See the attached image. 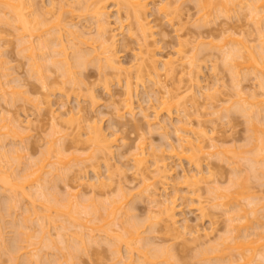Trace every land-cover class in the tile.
Here are the masks:
<instances>
[{
  "label": "bare ground",
  "instance_id": "bare-ground-1",
  "mask_svg": "<svg viewBox=\"0 0 264 264\" xmlns=\"http://www.w3.org/2000/svg\"><path fill=\"white\" fill-rule=\"evenodd\" d=\"M110 1L115 4V6L117 8V15L122 12L120 10H124V12L126 14L125 20H127V19L128 20L131 19V21L133 20V22H132L133 27H131L132 24H127L125 26H122L123 21L121 22V19L117 18L116 22L117 21L118 22L116 24L120 23V28H119L120 31L119 32L122 33L123 29L126 27L125 30L127 31V34H130V32H131V35L133 36V30L132 29L134 28L135 29L134 31H137L140 35V38L138 40L139 43L140 42L142 43L139 45L138 53L134 54V56H135L134 62L135 63L131 67H129L128 69L125 70V72L128 74L127 76H125V80H124V88H125V93H126L127 97L123 100L122 106L119 107L121 109H119L117 106H113L114 107L112 109L114 112L113 115L115 117L117 116L118 118L123 119V113H125L124 115L128 114L127 116L131 117V121L133 123V128L135 130H138L140 128L139 127L140 124L138 125V123L141 122L142 120L144 121V123L147 125V127L149 129L152 128V126L157 125L159 129H163V131H164V129L166 130L167 127L166 128L164 127L165 120H162V122H161V123H164L163 125L160 124V121L156 122L157 118H159V115L157 113L154 115V121L156 120L155 122L152 121V118L150 120L149 115L145 114V113L142 115V119H140L139 122L137 121L138 119L136 120V122H135V119H133L135 116V111H134V107H133V103H132V93H133V89H134L132 80L134 79V81L140 82L142 80V78L144 77V75L146 74V75H150V76L152 75V79H151L152 81L151 82L154 84L153 86L159 88L160 92L163 91L161 98L163 95H166V96L170 95L167 97H170L171 102H170V100L167 99L166 102L168 101L169 103H166L164 101V98H162L163 102L161 101V104H160V107L161 106L163 107V108L161 107V110L164 109L163 111H165L166 116L168 118L172 116L171 107L173 105H175V108L177 106V108L175 110L177 112L176 114H179V112H183L182 115L185 114V116H186L187 115L185 113L187 111L186 110L187 104H185L186 101L183 100V102L179 103V100L181 101L182 99L178 98L181 96H178L179 94L177 95V93H176L177 91H175L176 94L174 93V90H176V88H173L174 90L172 89L173 91L170 92L171 89L169 87H171V86L167 87L169 84L168 83L165 84L167 81L166 82L164 81L165 82L164 83L162 81V78H161V76H166V75L168 76L170 74L174 75L176 72L175 66L178 67V65H176L177 62L179 63V65L180 64L183 65V62H184V64L187 63L186 66L189 67L188 76H190L189 77L190 79L189 78L188 79L190 81L189 80L188 81L190 82V84L186 90L183 87L184 93H187V94L190 93L189 97L190 98L192 97L190 99V101L192 100L191 105H189V106H191L193 108L196 107L198 97H199V99H203L205 101L204 103L206 104V106H207V104L209 106L211 104V106H212V101L215 99V96L213 94L218 92V90H214L211 92V88H209V87L206 88L207 86L205 88L201 87V85H200L201 83L198 80V73H199L198 68L199 67L196 65L194 58H185L186 56L183 53H181L182 51H178L176 54V56L178 55L177 56L178 58L176 57L177 60L175 59V61H173L174 58L173 59L167 58V59L162 60L159 57V59H158V58H156V55L151 52L152 50H149V48H147L148 46L145 45V43L147 44V38L149 35V33H148L149 27H147L148 24H147L146 18H145V13L147 12L146 8L148 7V6L146 7V5H148V3H150V2L154 3L155 5H153V7L155 6V8H156L155 11H157L163 17V19H165L169 24L171 23V25H172L173 20H174L173 19L174 13H176L179 10L180 6L183 5L185 2L182 4L181 0H152V1L149 0L150 2L148 0H146L147 1V4H146L145 0H110ZM189 1H191V2L193 1L194 3L192 2V4L194 6L196 5V7L198 6L197 8H200V12L202 11V13H200V14L198 11V14L200 16H197L199 18H196L201 23H198V21L196 20V24H195V25L199 24L200 28H202L201 27L202 25H208V23L210 24L211 22H213L212 19L208 17L211 14L214 15V13L216 12L215 13L216 15H218L219 17L223 16L224 19L227 20V19H230V17H231V16L229 17V15H228L229 13L230 14L232 13L230 11L235 12L234 10H236L235 8H237L235 13H238V12L241 13V11H246V10L248 11V13H249L250 17L252 18L253 23H254L257 31H258V37H257V39L259 41L258 47L249 45L248 43H250V42H248L246 39L245 40L244 39H240V40L238 39L236 41L235 38L234 39L232 38V37H234L235 34L231 30L230 31L232 33L229 32V30H226V32H229L225 36V37L228 36L226 39L227 42L224 43V45H220V46L216 47V49L219 48V51L221 49L223 50V53L221 52L222 50L220 51L222 53V59H221L222 62L221 63L224 67H226V69L229 71V73L233 77L232 95H233V97L237 98V100H235L234 102L231 101L233 104L231 103L232 105L230 104L231 106L229 105L228 108L226 106L225 107L223 106L222 109L220 110V115L218 113L219 111H215V112H213V114H218L219 120L223 119V120H227V121H229V117H231V116H229L230 115L229 113L232 110H234V112L236 111L238 114L240 113L242 116H244V115L247 116V123H248V127H249L247 132L250 133L248 135L249 137L247 136L248 137L247 140L249 141V142L247 141V143H249V146H250V144L252 145L253 142H256V143L252 146V155L250 157H248L246 159V161H248L249 170H250V172L253 173L254 177L255 176L258 177L260 175V177L264 178V139H263V137H264V123H263L264 122V114H262V116H263V119H261L262 122L260 120V118H262V116L260 115V113L262 112V108H263V112H264V29H263L264 28V15L262 14V11L260 10V9H262V7L264 9V0H189ZM75 2H77V3L75 4ZM75 2H73V3L70 2L73 5V6H71L69 1H67V0H49V3H48L49 8L48 9L42 8L43 7L42 5H41L42 7H37V9H36L35 0H0V24L2 23L3 26H7V27L9 26V28L13 29V31L16 33V37L18 40V46H20V48H21L20 49L21 52L20 51L19 52L20 53L26 52V55H27V56L26 55L25 56L27 57V61H28V69H29L28 73L30 74L31 77L35 76L40 80L41 86L43 89L48 88L47 80L49 79V77L47 74L55 72V71L59 72L61 74L64 82L69 84L71 87V90H73L76 87L79 89L81 87L84 88L87 85L84 80L79 78L80 73L79 74L76 73L78 69H83L85 65L88 66L91 63H94V65L96 64L97 66H95V67L99 68V70L101 71V74L104 78V84H105V79H107L105 77L106 74L104 73L105 70L110 69V70H113L115 72H117V71L119 72L121 70L119 67L120 66L119 62H116L117 57L115 54H117V53L114 50L115 45H116L115 39L117 40V38H115V37L117 35H116V33L115 34L113 33V31H115V30H113L112 28H111L112 31L110 32L109 21L107 20L108 18L106 19V17H107L106 13L107 12L105 11L106 4L104 2H107V1L106 0H75ZM257 2H259L261 4V6H260V4L258 3L260 8L257 7L258 6V5H256ZM72 7H75V8L72 9ZM77 7L78 8L80 7L82 9V11L85 12V14L88 12L87 14L91 16V17L89 16L88 19L92 18L94 20V24H95L94 26L96 29V34H95L96 37L94 36V38L93 37L90 38L89 35L86 34L87 32L77 29V27H76L77 23H72L73 22L72 18L74 17L72 15L75 12H77V10H81L80 8L76 9ZM54 9L55 10L57 9V11L59 12L57 17H56L57 11L55 12ZM106 9H107V7H106ZM205 9H207V10H205ZM212 9L213 10L215 9L214 10L215 12L212 13ZM209 10H210L211 14H206ZM260 12H261V14H260ZM54 13H55V15H54ZM66 14L72 16V18H71L72 20H70V19L67 20L68 17L65 18ZM85 14H83V15H85ZM46 16H48V18H46ZM53 16H54V18L56 17L55 18L56 23L54 21L53 25H49L50 22L54 20ZM207 17L209 19H207ZM49 18H51L52 20H49ZM209 20H211V22H208ZM57 21H58V23H57ZM51 26H52V29H51ZM117 29L118 28H116V30ZM43 30H44V32H43ZM108 30H109V32H108ZM177 30L178 29H176V31ZM39 31H40V33H39ZM64 32L66 33L65 35H64ZM44 33H46L50 39H45V38L41 39V38H43ZM48 33H49V35H48ZM108 33L109 34L111 33L110 37H109ZM222 33H224V31ZM61 35H62V37H61ZM223 35H225V33ZM85 36H88V37H85ZM33 38H35V39H33ZM62 38H64V39H62ZM32 39L35 40L36 42H34ZM228 42H230V44ZM231 43H233V44H231ZM209 44H211V43H209ZM211 46L212 45H210V47ZM255 47H257V48H255ZM212 48L215 49L214 46L211 47L210 49L212 50ZM194 50H196V49H194ZM181 54H183L185 57ZM1 56H0V59H1ZM40 61L43 62V64L40 63ZM44 61L49 63L50 68L47 66H46L47 68L45 67ZM4 64L5 63H2L0 60V70L1 71L8 70V68H5V69L2 68V65H4ZM245 68H246V70L249 69L253 76H256L254 78L257 82H259V83H257V85H258L257 87H260L259 90L262 91V92H260L262 94H259L257 92H252L251 94L247 93L245 95V93L242 92L243 88L239 87L238 84H240V83H238L234 79V77L236 78L237 75L239 74V72L242 69L245 70ZM147 69H148V71H147ZM179 69L181 70L182 68L180 67ZM174 70H175V72H174V74H172ZM185 70H187V69H185ZM78 71L80 72V70H78ZM102 71H104V72H102ZM161 71H163V72H161ZM159 72H161V74ZM184 73H185V71H184ZM162 74H164V75H162ZM186 74H187V72H186ZM9 76H10V74H8L6 72L5 73L0 72V90H1L0 96L4 99L6 97H8L7 98L8 100L5 99L7 101L5 103L6 104L7 103L13 104V103H15V101L20 100L21 97H22V100H24V102L29 103L31 100L29 99L28 94H26V92H23V91L18 92V90H15L16 88L19 89L21 86L11 85L12 82L8 79ZM167 76H166V78H167ZM153 78H154V81H153ZM164 78L165 77H163V79ZM1 79L5 80V81H3L1 83ZM2 86H5L4 89H1ZM104 86L107 87V85H104ZM90 88L91 87H89L88 90L85 88V90H87V92H89ZM194 89H196V91ZM156 90H158V89H156ZM178 91L180 92V89ZM233 91H234V94H233ZM65 92H67V91H63V93H65ZM72 92H74V91H72ZM158 92H159V90H158ZM160 92H159V94H161ZM63 93H61V94L63 95ZM90 93H91L90 99L92 98L93 102H94L95 97H93L92 91H90ZM172 93H174V94H172ZM17 94H20V96L21 95L22 96L20 97ZM23 95H25V96H23ZM172 95L174 98H171ZM175 95H177V96H175ZM184 95H186V94H184ZM49 97H50V95L46 96L45 104L48 107H51V101H50ZM186 97H188V96L186 95ZM258 97H259V100H258ZM260 97H261V99H260ZM182 98H184V97H182ZM176 99H178V100L176 101ZM173 100H175V103H178L179 105H176L175 103L173 104ZM194 101L196 103H194ZM181 103H183V104H181ZM38 104L41 105L42 103H38ZM38 104L36 107H37V110H40ZM180 104L183 106H181ZM193 104H195V105H193ZM223 104H225V103H223ZM259 104L263 107L259 108L260 107ZM184 106H185V108H182ZM62 107H64L63 104L61 105L60 108H62ZM179 107L181 110L179 109ZM254 107H255V109H253ZM175 108L173 107V109H175ZM259 109H261V110H259ZM50 112L53 113L52 111H50ZM78 112H80V111H78ZM179 115H181V113ZM259 115H260V117H259ZM55 116H53V118H52L53 121H55L54 125H53L54 133L60 134L61 137H59L56 140L52 136L53 139H50L51 141L48 140L47 147L45 148L46 150L44 151V153L46 152L45 155H47V157L45 155H43V157H45V158H42V160L41 159L39 160L40 164H39V162H36L38 165L34 164L35 168L33 165H31L32 162L31 163L28 162L27 164L24 162L25 164H21L23 162L20 160V158L11 157L12 155L10 156V154H11L10 152L13 150H11L8 153V149H6V147L3 146V144L1 143L2 140H4L8 136H10L11 138L15 136L14 138L17 139V141L18 140L20 141V142L18 141V145L21 142H23V140H24L23 135L25 133L24 131H26V129L29 128V124L27 123L28 121H26V123H24L27 125V127L24 128L25 125L22 122H20L21 120H19V118L17 116L16 117L18 119L14 118L15 116L14 117L12 116L10 118H9V116L8 117H3V116L0 117V183H1V186H3V189L5 188L3 191L7 192V189L10 191V193L8 192V194L10 195V199H11V202L9 201V198L6 200V201H9L7 203L9 205V208H7L8 207V206H6L7 204L5 205L6 202L4 203L3 207L0 206V212L2 211L0 213V221H2L0 223V253L4 252L6 250V248L9 247L8 244L4 246L7 239H4L5 238V236L3 234L4 231H2V227L4 226L2 223H4L5 221L6 222L8 221L7 223L10 222L9 219L8 220L4 219L5 214L8 210L6 216L10 215L9 210L16 205L13 202L18 203L20 201V199H18V198H20L22 196L23 198H25V200H26V198H27V200L29 198L31 199V200L29 199V202H28L30 205H28V207L27 206L24 207L26 210H24V208H23V210H24L23 213L28 212L29 216H28V214H26V215L29 218H27V219L29 220L30 218H32V221H30V222H33V219H34L33 215L35 216V219H37V220L34 219V221H37V223L39 225L36 222H33V223H36V226H39V227H37L38 228L37 233L39 231L40 234H35V235L33 234V236L31 235L32 237H29L30 234L26 233L29 230V227H27L28 228V230H27V228L25 226V224L27 223L28 220L26 219V222H25V219H24L25 217H24V218H22V220H20V223L21 222L22 223L25 222V223L20 224V225H22L24 230L26 229L27 231L25 230L26 232H24V231L18 232V235L20 238L18 236L16 237V241L17 240L19 241L18 242L19 244L17 243L16 246L19 245L18 247H21V242L19 239H22V238H25V240H22V242L24 241L25 245L28 242V244H27L28 246H33V244L37 243V242L39 244L41 242V244H42V239H44L46 237L48 238L50 236V232H49L50 230H48L47 228H56V225L60 226L62 229H66V228H69L67 225V224H69V226H73V228L76 227L79 229V230H77L78 232L76 231V232H73L71 234V237H70L71 240H68L69 238H67V236L65 235L66 234L65 232H64L65 233L64 235H63V233L62 234L60 233L59 236L62 235V237L59 238L60 242L58 244L60 245V247H58V252L60 253L61 257L56 256L55 257L56 259H54V261H51L52 264H78L75 260L78 259L79 254L84 253V251L87 252L86 250L87 249L89 250L95 244H96V246L101 245V242H103V241H105V243L108 242V243H106L109 245V246L107 245L108 250L109 249L111 250V252H110V254L112 255L111 258L116 261V264H170L169 261H171L172 258L175 259V255L170 254V252H171L170 247L167 248V246H165V245L163 246L161 244H160L161 247H159V245L155 246V243L152 244L153 242L148 240V238H144L142 236L144 228H142V227L146 226V224H143V226L142 225L140 226V223H138L136 225L134 224L131 226V224H129L130 222L128 223L127 222L128 220L126 221L124 219L126 216H128L129 212L134 210L133 209L134 207H132L133 205L129 201L132 200V202H133V198H135L136 194H135V196H133V194L131 193L132 194V196H131V194H129L130 193L129 191L126 190L129 193L124 191L125 190L124 185L122 186V185H120L121 183L120 184L118 183L117 184L118 194H117L116 199H113L111 201L108 200L106 204L103 202L102 203L99 202L100 205L98 204V202H96V200H95L96 199L95 194L97 193L96 191L98 189L100 190V188L101 189L105 188V187L109 186V184L112 183V181H113L111 179L112 177L110 178V175H112V174H110V175L108 174L109 176H107L106 179L109 181V183L105 184V182H103V179L101 178L99 173L97 171H95L96 169H93V171H94L93 173H95L94 179L96 181L94 180V183H93V181L91 183V181L88 182L89 180H86V184H79V187H80V185H83V187H85V185H86L85 189H88L87 192L90 191L91 194L90 193H88V194L92 195V196L90 198L88 197L87 199H85L86 197H84L85 193H82L80 190H77L75 188H73L75 191L72 189H71L72 191L68 189L69 191L66 192V194H64L65 195L64 197L61 195H60V197H58V195L56 197L53 193H51L48 190V188L54 190L53 185H55V183H57V182H54L56 178H58V180L64 179L63 178V177H65L64 175L72 169V168H70L72 160L74 161V163H73L74 167L72 166L73 168L77 167V165L80 168V164L82 163V165H83V163H84V167L83 166L82 167H83V169H85V165H86L85 163L91 162V163H96V165H97V162H95V161L98 160L97 155H100L99 157L103 158V160L105 162L104 165L106 166V169L109 171L110 170V166H109L110 159L109 158H111L110 156H112V154H113L112 148L114 146L113 142H115V138H113V140H114L113 141L111 139L112 136L109 139L110 136L105 135V133L101 130V128H99L100 125H97L98 124L97 122L95 123V122H91L89 120L87 121V119H83L80 116V118H78L79 120L75 119V121H78V122L75 123L76 125L73 126V124L70 125L71 122H69V120L61 121V119L58 115H57V117H55ZM76 116H78V115L76 114ZM71 118H72V116H70V119ZM182 118L183 117H181V119ZM182 120H184V118ZM182 120H179V122H178L179 126L177 125L178 128H176L174 130V134L176 135V138H177L176 147L174 145H172L171 143H168L167 150L169 152L168 153L169 155L167 158H164L163 155L159 158L153 157V158H151L152 160H151V163L149 164L148 158L153 155L151 152H149V148L146 147L144 142H140L137 145H135L136 148H134L133 152L131 153V156H132L131 161H132V166L135 170L134 171L135 175L138 176L139 180L142 182L141 184L144 186V187L142 186V188H141L142 191L140 193L142 194V192H147L146 198L147 199L150 198L149 199L150 201L148 200L149 202L148 201L147 202L148 203L151 202L150 205L155 204V205H152L154 207L157 205V208L159 209L158 213L162 216L161 220H163V225L165 226L164 230L166 231V229H167V231L175 232L176 237H174V239L175 238L178 239L180 236L185 235L187 232H189L188 234H190L192 232V230L190 231L188 229L189 225L185 224V223H187L186 220H184V221H186V222H184V224L181 223L182 225L178 226L183 230L182 233L180 232L181 229L179 230V228L177 227V221H176L177 219L175 218V215H174L175 205L173 204V201H171V200L168 201L167 198L163 199V201H162L161 197L156 196V195L160 194V193H158V194L156 193L157 190H159V191L164 190L163 192H166L167 188H169L167 185H168L169 178L171 177V173H170L171 170L167 168V165L165 164V160L168 158L173 159V157H176L177 160H179V161L187 160L189 165L192 164L194 166L193 169L196 172H194L195 174L191 175V176H185V175L183 176V178H182L183 183L186 185V187L191 189L192 192L195 193L198 189H200L199 184L202 185L203 183L204 184L207 183V185H206L207 188L205 187V189H206L207 194L210 195L212 201H215L214 207H216V208L223 207V208H225V210H224L225 213H228V211H230V210H231L230 212L233 213V215L228 217L226 220V222H227V224H226L227 236L221 238L220 242L217 243V245H214V246L211 245V246H208V248L204 247L203 249H201L200 252H197L198 254H196L197 255L196 257H198L199 260H201V261L203 260V262L206 264H264V252L258 253V250L260 248H261V250H259V251H264L263 236H261L259 234L257 229H256V231L258 233L255 231L256 233L254 234L253 230H255V229L253 227H251V228H253V230L251 229V231H252L251 232L252 234H251L250 230H249L250 226L248 228V225H250V222L258 221V219L260 217L259 210H264V204L261 205V201L263 199L261 197L260 198L253 197V199L249 200L247 203L248 206L250 207V209L248 211L242 210L240 208L238 200L246 192L247 187L243 183L238 182V179H239L238 176L241 173V172L239 173V170H238V172L236 171L237 163H239L238 157H232V158L228 157L227 158L226 155H227L228 151L225 150L220 145V143L215 139V137H213V134H212V136H207V133L205 132V130L202 129L203 127H201V129H199L197 131L192 130V126H191L192 124H191L190 119L187 121H182ZM196 121H198V120H196ZM61 124H64V126H65L64 129H60L59 125H61ZM122 125H123V123H122ZM198 125H197V129H198ZM200 125H201V123H200ZM165 126H166V124H165ZM249 129H250V131H249ZM258 131H260V133H263L262 137L255 136V132H258ZM72 134H73V136H72ZM111 134L112 133H110V135ZM67 135H71L70 136L71 138ZM164 136H166V134H164ZM1 137H2V139H1ZM65 137H69L68 138L69 140L72 139L73 140L72 144L74 143L75 147H76L77 143L88 144L87 149H88V147H90L92 149L91 154H89L86 158L81 160V159L77 158V156L81 158V155L79 156L76 154V148H75L73 153L76 155V157L71 152L70 155L73 154L71 156L72 160H68V162H67V159H69V158H67L66 160H63L66 157L65 150H64V144H62L59 141L61 139L66 140ZM58 142L61 144L59 145ZM4 144H5V142H4ZM123 144H124V142H123ZM14 146L17 147L16 145H14ZM15 147L12 148V146H11V148L14 149V151L17 149ZM18 148H19V146H18ZM79 151H77V152H79ZM161 151L164 153V150H161ZM16 152H17V150L14 153H16ZM202 155L203 156L207 155L206 156L207 159L205 158V161L206 160L208 161L209 159L213 158V159H216L217 161H219V163L225 161V163L226 162L228 163V164L226 163L227 165L233 166L232 170L234 169L233 171H235L234 173H236V177L234 178V180H232L230 182V185H228L226 188H222L221 186H218V185H212L211 186L209 184L210 180H207V175L211 174V171L209 172V166L210 165L208 166V163H207L206 168L203 167L205 169L208 168L207 169L208 171L205 169H204L205 171L202 170L201 166L203 164H206V163H204V157H205L204 156L202 158L203 164L201 165L202 162H201L200 157ZM14 159H17L16 160L17 162H15ZM52 159H54L55 161H52ZM43 160H45L46 162H44ZM84 161H87V162H84ZM2 162H3V164H2ZM65 162H67L66 165H65ZM75 162L77 165H75ZM175 163H178V162H175ZM19 165H20V167H22V169L19 167ZM147 165H151L152 166L151 168H153V170L151 169V171H149L150 166H147ZM46 166L49 169H45ZM18 167L21 169V170H19V172L21 174L17 172ZM68 167L70 168V170ZM82 167L80 169H82ZM93 168H94V166H93ZM83 169L81 170L82 176H84V173H85V172L83 173V171H84ZM107 170H106V172H107ZM206 171L208 173L207 175H205ZM203 172L205 174H203ZM78 173H80V171ZM237 173H239V174H237ZM150 174H152V176ZM48 183L49 184L52 183V184H50L51 186ZM33 185L37 188L36 189L37 193L35 191L34 193H36V194L34 196L30 195L31 193H29V192H28L29 194L24 192L25 187L31 186L29 188L33 189L34 188ZM1 186H0V188H1ZM56 186H57V184H56ZM156 186H158V188H160V187H162V188L156 190L155 189ZM66 188H67V186H66ZM17 189H20V193L18 192L19 190H17ZM14 190L16 191L15 193H14ZM53 192H56V191H53ZM85 192H86V190H85ZM16 193H18L20 195V197ZM100 193L102 194L104 192H100ZM100 193H99V195H100ZM105 193H107V192H105ZM148 193H149V195H148ZM82 194H83V196H82ZM16 195H17V198H16ZM137 196H138V194H137ZM148 196H149V198H148ZM155 196H156V198L159 197L158 198L159 201L155 198ZM61 197L63 199H61ZM80 197H83V198L80 199ZM23 198L21 200H23ZM57 198H60V199H57ZM93 198H95V199H93ZM92 199H93V201L90 203L93 204L95 202L94 203L95 205L90 204V206H88V207L87 206L83 207L84 205L82 203H84V200L88 201V203H89V201ZM4 200H5V198H4ZM79 201H83V202L80 203ZM10 203H12V204H10ZM199 204H200V207L198 208V210H199L200 214L203 215L204 206H201L202 203H200V202H199ZM36 205L39 208L38 209L39 212L36 211L37 210ZM96 205H97V207H96ZM29 206H31V207L29 208ZM79 206H81V207H79ZM98 206H100V208ZM232 206L234 207V209ZM2 208L4 211L2 210ZM227 208H230V210ZM236 208H237V210H236ZM232 209H233V211H232ZM150 213L151 212H149V214ZM31 214H33L32 217H31ZM79 214H80V216H83V217L78 216ZM148 215H147L148 218L146 217V220L148 219L147 222H149V227L152 226L153 224L155 226L158 224V223L156 224V222L161 221L160 220L161 216H159V218L157 217L158 220L155 217V215H157V214H155V215L153 214L155 219H153L152 213H151V215H149L150 217ZM261 217L264 218V214H262ZM83 219L85 220V222ZM122 219L125 220L126 222L119 223V221H123ZM38 220L41 223L38 222ZM149 220H151V221H149ZM59 222L61 223V225ZM87 224H89L90 226H88ZM65 225H67V226L65 227ZM187 225H188V227H187ZM113 226H115V227H113ZM164 226L162 228H164ZM4 227H3V229H5ZM22 227L20 226V228H22ZM30 227L32 228V226H30ZM116 227L121 229L120 230L121 232H119V234L117 233L118 229ZM112 228H115L114 231L116 230V232H115V233H117L116 235H115ZM153 228L155 229V227H152V229H150V230H153ZM144 232H146V230H144ZM176 233H179V234L176 235ZM207 235L208 234L206 233L205 236L201 235V236H203V237H201L200 235L197 236V234H196L197 237H195V235H194L195 238L193 237L191 239L192 240L191 242L194 243V241H195V242H197V244L195 243V246L199 245V246L203 247L205 245V244L203 245V243H205L204 242L205 238L208 237ZM34 236H35V238L33 240ZM99 238L100 239L102 238V239L100 240ZM201 238L204 239V241H202ZM207 239L209 241V238H207ZM4 241H5V243L3 244ZM14 241H15V239H14ZM68 241H70V242H68ZM98 242L100 244H98ZM148 242H150V244H148ZM260 242H262V243L257 244ZM61 244H62V246H61ZM117 244L118 245L122 244V246H124L125 250L127 251L126 252L127 256L125 254L126 258H123L122 254L120 253L121 251H119L117 248V246H118ZM254 244L256 245L255 247L253 246ZM27 245H26V247H27ZM56 245L57 244L55 243L54 246H56ZM16 246H15V249H13V247L11 249L13 251H15V250L16 251L11 252V253H13V255L9 259L10 264H19V259H17L18 258L17 257V254H18L17 248L18 247L16 248ZM43 246H45V247H47V249H49L48 248L49 246H46V244ZM153 246H155V247H153ZM4 247H5V249H4ZM55 248H57V247H55ZM22 249H23V247H21V250ZM18 251H20L19 248H18ZM40 251H41V249L38 252H40ZM36 252L37 251H34V252L32 251V253L28 252L27 254H33V255L37 256V257H35V260L37 258L36 261L38 264H42V261L44 259L46 260V261L45 260L43 261L44 264H46V263L51 264L50 261L47 262L48 261L47 258H44V255L41 254V252H40L41 256H40V254L37 255L38 253L36 254ZM232 252L236 253V255L234 256ZM15 253H16V255H14ZM27 254H26V252L24 254V256H25L24 261H23V263L25 262L24 264H26L27 262H28L27 264H30L29 262L32 261V259L34 260L33 255H30V256H32V259H31L29 255L27 256ZM42 255H43V257H42ZM27 258H29V260L25 261V260H27ZM36 261L35 262L33 261V263L35 264ZM175 261H176V259H175ZM241 262H243V263H241Z\"/></svg>",
  "mask_w": 264,
  "mask_h": 264
},
{
  "label": "rangeland",
  "instance_id": "rangeland-1",
  "mask_svg": "<svg viewBox=\"0 0 264 264\" xmlns=\"http://www.w3.org/2000/svg\"><path fill=\"white\" fill-rule=\"evenodd\" d=\"M67 1H69V3L75 2V0H67ZM106 1L107 2H104V3L106 4V7H107V9L105 7V11L107 12L106 13L107 17L106 16L105 17H106V19L108 18L107 20L109 21L110 32L112 31L111 30V28H112L113 30H115V31H113V33L114 34L116 33V35H117L115 37V38H117V40L115 39L116 45H115L114 50L117 53V54H115L117 57L116 62H119V64H120L119 67L121 69L120 70L121 72L119 71L120 72L119 73L117 71L118 72L117 73V72L110 70V69L105 70V72L102 71L106 74V76L105 75L104 76L107 78V79H105V84H104V78L101 74V71L99 70V68L95 67V66H97L96 64L94 65V63H91L88 66L85 65L83 69H78V70H80V72L78 70L76 72L78 74L80 73L79 78L84 80L88 86L86 85V87H84V88L81 87L79 89L76 87L77 89L74 88L73 90H71L70 85L64 82L61 74L59 72L55 71V72L47 74L49 77V79L47 80L48 88L43 89L41 86L40 80L35 76L31 77L30 74L28 73L29 69H28V61H27V57H26L27 55H26V52H23L24 54L20 53L21 48H20V46H18V40L16 37V33L13 31V29L9 28V26L7 27V26H3L2 23L0 24V54L2 55V56L0 55L1 56L0 60L2 63H5L4 65H2V68L3 69L8 68V70H5V71L0 70V72H3V73L6 72V73L10 74L8 79L12 82L11 85L21 86L19 88L20 90L17 88L15 90H18V92L19 91L20 92H22V91L26 92V94H28V96H29V99L31 100L29 103L24 102V100H22V97H21L22 95L20 96V94H21L20 93V94H17L21 97L20 100L15 101V103H13V104H9V103L6 104L5 102H7V101L5 99H7L8 97H6L4 99L0 96V117H2V116L8 117L9 116V118H10L12 116L13 117L15 116L14 118L18 117L19 120H21L20 122H22L23 124L26 123V121H28L27 123L29 124V128H27L26 131H24L25 132L23 135L24 140L19 145H18L19 140L17 141V139L14 138L15 136L12 138L10 136L6 137L4 140H2L1 143L3 144V146L6 147V149H8V153L11 150L14 151V149H12V148H14L15 147L14 145H16L17 147H15V148H17L16 149L17 152L14 153L16 150L14 152L11 151L10 156L12 155L11 157L20 158V160L23 162L21 164H25V163L27 164L28 162H30V163L32 162L33 164L31 163V165L34 166V164L38 165L36 162H39L40 159L42 160V158H45V157H43V155H45V153H46V152L44 153V151L46 150L45 148L47 147L48 140L51 141L50 139H53V138L57 140L59 137H61L60 134L54 133L53 125H54L55 121H53V119H52L53 116L56 115L55 117H57V115H58L60 117L61 121L69 120V122H71L70 125L73 124V126L76 125L75 123L78 122V121H75V119L79 120L78 118H80V116L83 119H87V121L89 120L91 122H95V123L97 122L98 123L97 125H100L99 128H101V130L105 133V135L110 136L109 139L111 138V136H112V138H111L112 140H113V138H115V142H113L114 143L113 145L115 147L113 146V148H112L113 154H112V156H110L111 158H109L110 161L108 160L110 170L108 171L106 169V166L104 165L105 162H104L103 158L102 157L100 158L99 157L100 155H97L98 160L95 161V162H97V165H96V163L88 162V163H85L86 164L85 169H83L84 163H83V165H82V163L80 164V168L83 166L82 167V169L84 170L83 173L85 172L84 176H82V173H81L82 169L79 168V166L76 164V162H75V165H77V167L73 168L74 167V164H73L74 161L71 159L72 158L71 156L74 154L73 152L76 148V154L79 156L81 155V158L78 156H77V158L83 160L89 154H91L92 149L90 147H88V149H87L88 144H84V143H80V144L77 143V145L75 147L74 143L72 144L73 140L68 139L71 135H67L69 137H65L66 140L61 139L59 142L64 144V150H65L66 157L63 160H66L67 158H69V159H67V162H68V160H72L70 168H72L73 170L72 169L70 170V168L68 167L70 171L67 170L69 173L67 172L64 175L65 176V177H63L64 179L58 180V178H56L58 181L56 179L54 181V182H57V183H55V185H53L54 190L49 189V188H48V190L51 193H53L56 197H57V195H58V197H60V195L64 197L65 196L64 194H66V192H68L71 189L74 190L73 188H75L77 190H80L82 193H85L84 197H86L85 199H87L88 197L90 198L92 196V195L88 194V193H90V191L87 192L88 189H85L86 185H85V187H83V185H80V187H79V184H86V180H89L88 182L91 181V183L93 181V183H94V180H95L94 174L95 173H93L94 172L93 169H96L95 171H97L99 173V175L101 176V178L103 179V182H105V184L109 183V181L106 179L107 176L112 174V175H110V178L112 177L111 179L113 180L112 183L110 182L111 184H109V186H107L105 188H102V189L100 188V190L98 189L99 191L98 190L96 191L97 195L95 194L96 199L93 198L96 200V202H98L99 205L102 202L106 204L108 200L111 201L113 199H116L117 194H118L117 184L121 183L120 185H122V186L124 185V189H125L124 191L125 192L129 191L130 193L129 192H127V193H129V194L132 193L133 196H135V194H136L135 198L132 197L133 202H132V200L129 201L133 205L132 207H134L133 208L134 210L129 212L128 216H126L124 219L126 221L128 220L127 222L128 223L130 222L129 224H131V226L134 224L136 225L138 223H140V226L141 225L143 226V224H146V226L142 227V228H144V230H146V232H144V230L141 228L143 230L142 236L144 238H148V240L153 242L152 244L155 243V246L159 245V247H161V245H163V246L165 245V246H167V248L170 247V249H171L170 254H174L175 259H176V261H175V259L172 258L173 260L171 259V261H169L170 264H172V263L173 264H175V263L176 264H206L203 262V260L202 261L199 260V258L196 257L197 256L196 254H198L197 252H200V250L203 249L204 247L208 248V246L217 245V243L220 242L221 238L227 236V227H226L227 222H226V220L228 217L233 215V213L230 212L231 211L230 208H227L230 211H228V213H225L224 212L225 208L214 207L215 201H212L210 195L207 194L206 189H205L207 183L206 184L203 183L202 185L199 184L200 189H198L195 193H193L191 189L186 187V185L183 183V179H182L183 176L184 175L185 176H191V175L195 174L194 172H196L193 169L194 166L192 164L191 165L193 167L191 165H189L187 160L179 161V160H177L176 157H173V159L172 158L166 159L165 164L167 165V168L171 170V172H170L171 177L169 178L168 185H167L169 188H167L166 192H163L164 190H162V191L157 190V189H160L162 187L158 188L159 185L156 186L155 189L157 191L155 189L154 190L156 191L157 194L160 193L159 195H156V196L161 197L162 201H163V199H166V198L168 199V201L169 200L173 201V204L175 205L174 215H175V218L177 219L176 220L177 221V227L184 224V222L187 221V223H185V224L189 225L190 228L188 227V225H187V227L190 231L192 230V232L190 234H188L189 232H187L185 235L182 234L183 236H180L178 239H176V238L174 239V237H176L175 232L167 231V229H166V231L164 230L165 226L163 225V220H161L162 216L158 213L159 209L157 208V205L154 207L152 205H155V204L150 205L151 202L148 203L150 201L149 200L150 198H149V196H148L149 199L146 198L147 192H142V194L140 193L142 191L141 188L143 185L141 184L142 182L139 180L138 176H136L134 173L135 170L132 166L131 153L133 152L134 148H136L135 145H137L140 142H144L146 147L149 148V152H151L153 154L152 156H150L148 158L149 164L151 163V160H152L151 158H153V157L159 158L163 155L164 158H167L169 155L168 154L169 152L167 150L168 143H171L175 147L177 145V138H176V135L174 134V130L176 128H178L177 125L179 126V123H178L179 120H182L184 118V120H182V121H187L190 119L191 124H192L191 125L192 130L197 131V130L201 129V127H203L202 129L205 130V132L207 133V136H212V134H213V137H215V139L220 143V145L225 150L228 151V153L226 155L227 158L228 157H231V158L232 157H238L239 160L238 159L237 160L239 161V163H237L236 171L238 172V170H239V173L241 172L240 174L237 173V174H239L238 182L243 183L247 187L246 192L238 200L240 208L242 210L248 211L250 209V207L248 206L247 203L249 200H252L253 197H258V198L261 197L263 199V200L261 199L262 200L261 205L264 204V178L260 177V175L258 177L257 176L254 177L253 173L250 172V170H249V165H248L249 163H248V161H246V159L252 155V146L256 143V142H253L252 145L250 144V146H249V143H247V141H248L247 138L249 137L248 135L250 134L249 132H247L248 128H249L248 123H247V116L246 115L242 116L240 113L238 114L236 111H235L236 112L235 113L234 110H232L229 113L230 114L229 116H231V117H229V121H227V120H223V119L219 120L218 114H213V112L219 111L218 113L220 115V110L222 109L223 106L224 107L226 106L228 108V106L232 102L237 100V98L233 97V95H232L233 77L231 76L229 71L226 69V67H224L221 63L223 50L222 49H221L222 51L220 50L222 52L221 53L219 51V48L216 49V47L220 46V45H224V43L227 42L226 39L228 36L227 37H225V36L227 33L231 32V31L235 34L234 37H232V38L233 39L235 38L236 41L238 39L239 40L240 39H244V40L246 39L248 42H250V43H248L249 45L258 47V42H259L257 39L258 31H257V29L253 23L252 18L250 17V15L248 13V11L246 10V11H241V13L240 12L235 13L237 8H235L236 9V10H234L235 12L230 11V12H232L231 14L228 12L229 17L230 16L231 17H230V19H227V20L224 19L223 16L219 17L218 15H216L215 14L216 12L214 11L215 9L214 10L212 9V13L215 12L214 15H212L210 13V10H209L206 14H211L210 15L211 17L210 16H208V17L211 18L214 23L211 22V20L208 21V22H211L210 24L206 21L209 26L201 24L202 26L201 25L200 26L202 28H200L199 24H197V25H195V24H196V20H197L196 18H199L197 16H200L199 14L202 13V11L200 12V8H197L198 6L196 7V5L194 6L192 4L193 1L191 2L189 0H181L182 4L184 2L185 3L180 6L179 10L176 13H174V15H173V19H174L173 23L174 24L172 23V25H171V23L169 24L165 19H163V17L157 11H155L156 8H155V6L153 7V5H155V4L151 3L148 0L150 3H148V5H146V7L148 6L147 8L145 7L147 9V12L145 13V18H146V22L148 24L147 27H149V32H148L149 35L147 38V44L145 43V45L148 46L147 48H149V50H152L151 52L156 55V58L159 59V57H160L162 60L167 59V58L168 59L174 58L173 61H175L176 57L178 56V55L176 56L178 51H182L181 53H183L186 57L183 54H181V55H183L185 58H194L196 65L199 67L198 68V71H199L198 80L201 83L200 84L201 87L205 88L207 86L206 88H208V87L211 88V92L214 90H218V92H216L214 94L212 93L215 96V99L212 101V106L210 104V106L212 108L208 104L206 106V104L204 103L205 101L203 99H199V97L197 98L198 101H197L196 107L193 108V107L189 106V105H191L192 100L190 101V99L192 97L190 98L189 97L190 93H188V94L184 93V90H183L184 88L186 90L190 84V82H189L190 76H188L189 67L186 66L187 63L184 64V62H183L184 66L181 64H180L181 65L180 66L179 63L177 62L176 65H178V67L175 66L176 72L174 70L172 73V74H174V72H175V74L174 75L170 74L171 76L166 75L167 78H166V76H161V78H162L163 82L167 81L166 83L164 82L165 84H167V83L169 84L167 87H169V86L172 87V88L169 87L171 89L170 92H172L174 90L173 88H176V90H174V93H175V91H177L176 92L177 95L179 94L178 96H181L178 98L182 99L181 101L179 100V103L183 102V100L186 101V103L185 102L184 103L187 104L186 105L187 111L185 112L187 115L185 116V114H183L185 116L184 117L182 115L183 112H179V114L181 113V115L176 114L177 112L175 110H176L177 106L175 108V105H173L171 107L172 116L168 118L166 116L165 111H163L164 109L161 110L162 106L160 107V104H161L162 98H164L165 102L167 99L170 100V97H167L170 95H167V96L163 95L161 98L163 91L160 92L159 88L153 86L154 84L151 82L152 81L151 80L152 75L150 76V75L145 74L140 82H136L133 79L132 83H133L134 89H133V93H132V103H133V107H134V111H135V116L133 118V119H135V122L137 119H138L137 121L139 122V120L142 119V115L144 113L148 114L150 120L152 118V121L155 122L156 120L154 121V115L157 113L159 115V118H157L156 122L160 121V124L163 125L164 123H161V122H162V120H165L166 126L164 124V127L165 128L167 127L166 130L164 129V131H163V129H159L157 125L152 126L153 129L152 128L149 129L147 127V125L144 123V121L142 120L139 123L137 122L138 125L140 124V126H139L140 130L139 129L135 130L133 128V123L131 121V117L127 116L128 114L124 115L125 113H123V119H121V118H118L117 116L115 117L113 115L114 112L112 109L114 108L113 106H117L118 108L121 107L123 104V100L127 97L126 93H125V88H124V80H125V76H127L128 74L125 72V70L128 69L129 67H131L135 63L134 62V60H135L134 54L138 53L139 45L142 43L141 42L139 43L138 40L140 38V35L137 31H134L135 30L134 28L132 29L133 30V36L131 35V32H130V34H127V31L125 30L126 27L123 29L122 33L119 32L120 31L119 30L120 23L116 24L118 22V21L116 22L117 18L121 19V22L123 21L122 26H125L127 24H132L131 27H133V23H132L133 20L132 21H131V19L125 20L126 14H125L124 10H120L122 12L117 15V8H116L115 4L112 3L110 0H106ZM35 3H36L35 4L36 9H37V7H42V6H43L42 8H46V9L49 8L48 7L49 6V4H48L49 0H35ZM72 3H70L71 6H73ZM76 3L77 2H75V4ZM145 3L147 4V1ZM258 3L259 2H257L256 5H258ZM260 6H261V4H260ZM260 6L258 5L257 7L260 8ZM74 8L75 7H72V9H74ZM79 8L77 7L76 9H79ZM205 10H207V9H205ZM260 10L262 11V14L264 15L263 7ZM54 11L56 12L57 9L56 10L54 9ZM198 11H199V14H198ZM58 13L59 12L57 11L56 17L58 15ZM87 13L85 14V12L82 11V9H81V10H77V12L74 13L75 15L74 14L72 15V16H74L73 18H72V16H70L68 14H66L65 18L68 17L67 20L73 19L72 20L73 22L72 21L71 22L77 23V25L76 24L75 25H76L78 30L85 31V32H87L86 34H88L90 38L91 37L94 38V36L96 34V29L94 26L95 25L94 20L92 18L88 19V17L90 15H88ZM83 14H85V15H83ZM260 14H261V12H260ZM54 15H55V13H54ZM208 17H207V19H209ZM46 18H48V16H46ZM55 18L53 16L54 20L51 21L52 23L50 22L49 25H53L54 21L56 23ZM49 20H52V19L49 18ZM57 23H58V21H57ZM198 23H201V22L198 21ZM116 28H118V29L116 30ZM51 29H52V26H51ZM176 29H178L179 31L178 30L176 31ZM109 30H108V32H109ZM226 30H229V32H226ZM223 31H224L225 35H223L224 34V33H222ZM43 32H44V30H43ZM39 33H40V31H39ZM65 34L66 33L64 32V35ZM45 35L47 36V34L44 33L43 38H41V39H44V38L50 39L48 36L46 37ZM48 35H49V33H48ZM62 35H61V37H62ZM108 35L110 37L111 33L110 34L108 33ZM85 37H88V36H85ZM64 38H62V39H64ZM33 39H35V38H33ZM33 41L36 42L35 40H33ZM209 43H211V44H209ZM228 43L230 44V42H228ZM231 44H233V43H231ZM210 45H212L211 47L214 46L215 49L212 48V50H211ZM257 47H255V48H257ZM194 49H196V50H194ZM40 63L43 64V62H41V61H40ZM44 63H45V67L46 66L49 67L48 62L44 61ZM180 67L182 68L181 70L179 69ZM185 69H187V70H185ZM243 69L239 72V74L237 75L236 78L234 77V79L238 83H240V84H238L239 87L243 88L242 92H244L245 95L247 93L251 94L252 92H257L259 94H262V93H260L262 91L259 90L260 87H257L258 86L257 83H259V82H257L255 80L254 77H256V76H253L249 69H248L249 71L246 70V68H245V70H243ZM147 71H148V69H147ZM184 71H185V73H184ZM161 72H163V71H161ZM161 72H159V73L161 74ZM186 72H187V74H186ZM162 75H164V74H162ZM163 77H165V78L163 79ZM3 81H5V80L1 79V83ZM153 81H154V78H153ZM104 85H107V87ZM4 87L5 86H2L1 89H4ZM89 87H91L90 91H92L93 97H95L94 102H93L92 98L90 99V97H91L90 91L87 92ZM85 88L87 90H85ZM156 89H158L161 94H159L158 90H156ZM179 89H180V92L178 91ZM194 90L196 91V89H194ZM63 91H67V92L63 93ZM72 91H74V92H72ZM0 92H1V90H0ZM60 92L63 93V95ZM174 93H172V94H174ZM183 93L186 94L188 97H186V95H184ZM233 94H234V91H233ZM25 95H23V96H25ZM48 95H50L49 99L51 101V107H48L45 104L46 96H48ZM177 95H175V96H177ZM182 97H184V98H182ZM261 97H260V99H261ZM171 98H174L173 95ZM177 100L178 99H176V101ZM258 100H259V97H258ZM170 102H171V100H170ZM38 103H42V104L39 105ZM166 103H169V102L167 101ZM174 103H175V100H173V104ZM194 103H196V102L194 101ZM223 103H225V104H223ZM37 104H38L40 110H37V107H36ZM62 104L64 107L60 108ZM175 104L179 105L178 103H175ZM181 104H183V103H181ZM193 105H195V104H193ZM181 106H183V105H181ZM259 106H260L259 108L263 107L260 104H259ZM173 107L175 109H173ZM180 107H179V109H180ZM182 108H185V106ZM119 109H121V108H119ZM253 109H255V107ZM259 110H261V109H259ZM50 111H52L53 113H51ZM78 111H80V112H78ZM76 114L79 117L76 116ZM262 114H264L263 108H262V112L260 113V115L262 116ZM260 115H259V117H260ZM70 116H72L71 119H70ZM181 117H183V118L181 119ZM261 119H263V116H262V118H260V120ZM196 120H198V121H196ZM261 122H262V120H261ZM122 123H123V125H122ZM200 123H201V125H200ZM24 125H25V127L24 126L23 127L26 128L27 125L26 124H24ZM197 125H198V129H197ZM59 126H60V129L65 128L64 124H61ZM249 131H250V129H249ZM110 133H112V134L110 135ZM164 134H166V136H164ZM52 136H53V138H52ZM72 136H73V134H72ZM255 136L262 137L263 133H260V131L255 132ZM1 139H2V137H1ZM263 139H264V137H263ZM4 142H5V144H4ZM123 142H124V144H123ZM61 143H59V145ZM11 146H12V148H11ZM18 146H19V148H18ZM161 150H164V153ZM77 151H79V152H77ZM71 152L73 153L72 155H70ZM45 156L47 157V155H45ZM204 156L202 155L200 158H201V162H202L203 161L202 158L204 157V163H206V164H203V162H202L201 165L202 164L203 165L201 167H202V170H204L206 168L207 163H208V166L210 165L209 166V172L211 171V174L209 175L207 173L208 168L205 169V170H207L206 174L203 172V174H205V175L208 174L207 180H210L209 184L211 186L212 185H218V186H221L222 188H226L228 185H230V182L232 180H234V178L236 177V173H234L235 171H233L234 169L232 170L233 166L227 165L228 163L226 162L227 163L226 164L225 161L219 163V161H217L216 159H213V158L209 159L210 161L209 160L205 161V158L207 155H204ZM75 157H76V155H75ZM14 160H15V162H17L16 161L17 159H14ZM45 160H43V161L46 162ZM52 161H55V160L52 159ZM67 162H65V165ZM84 162H87V161H84ZM175 162H178L179 164L175 163ZM2 164H3V162H2ZM39 164H40V162H39ZM20 165H19V167H20ZM93 166H94V168H93ZM147 166H150L149 171H151V169L153 170V168H151L152 167L151 165H147ZM19 167L17 168L18 173H20L19 170L22 169V167H20L21 169ZM203 167H205V168H203ZM34 168H35V166H34ZM45 169H49V168L46 166ZM106 170H107V172H106ZM79 171H80V173H78ZM152 174H150V175L152 176ZM50 184H52V183H50ZM56 184H57V186H56ZM65 185L67 186V188ZM0 186H1V183H0ZM29 187H31V186L25 187L24 192L25 193L29 192V193H31L30 195L34 196L37 193V190H36L37 188L35 186L33 189L29 188ZM1 188H0V206L3 207L4 203L6 202L5 203V205H6L9 201L11 202V199H10V195L8 194V192L10 193V191L8 189H7V192L3 191L5 189V188L3 189V186H1ZM17 190H19L18 192L20 193V189H17ZM52 190L56 191V192H53ZM85 190L87 193L85 192ZM35 191H36V193H34ZM15 192L16 191L14 190V193ZM98 192L99 193L100 192H104V193L107 192V193H105V194L100 193V195H99ZM16 194H18V193H16ZM132 194H131V196H132ZM137 194L139 197L137 196ZM148 195H149V193H148ZM82 196H83V194H82ZM156 196H155V198H156ZM19 197H20V195H19ZM4 198H5V200H4ZM8 198H9V201H6ZM16 198H17V195H16ZM22 198H23L22 196L20 198H18V199H20V201H19L20 203L19 202L18 203L13 202L14 204H16L15 205L16 207L14 206L9 210L11 216L9 214L8 215L10 217L6 216L8 210H7V212L5 211L6 214H5L4 219L5 220L9 219L10 222L7 223L8 221L7 222L5 221L4 223H2L5 226V227L3 226L5 229H3V227H2V231H4L3 234L5 236L4 239H7L6 243L4 241L3 244L5 243L4 246L8 244L9 247L7 246L8 248H6V250L4 252L0 253V264H10L9 259L13 255V253H11L13 250H11V249H12V247H13V249H15L16 244L19 242L18 240L16 241V237L17 236L19 237L18 232H20V231L26 232L28 230L27 227H29V230L26 232L27 234H30L29 237H32L33 234L34 235L40 234L39 231L37 233V229H38L37 227H39V226H36L37 221H34L35 216L33 214H31V217L33 215V218H34L33 222H36V223H33V222H30V221H32V218H30L29 220L27 219V218H29L26 215V214H28V212L23 213V211L26 210L24 207H26V206L28 207V205H30L28 203L30 198L28 200H27V198H26V200H25V198H23V200H21ZM82 198L83 197H80V199H82ZM158 198H156V199L158 200ZM57 199H60V198H57ZM61 199H63V198L61 197ZM93 199L90 200L89 203H88V201H85V200H84V203H82L83 201H79V202L84 205L83 207H85V206L88 207V206H90V204H91L90 202H92ZM199 202L202 203L201 206H204L203 215H201L199 210H198V208L200 207ZM10 204H12V203H10ZM93 204H91V205H93ZM6 206H8L7 208H9L8 204ZM30 207L31 206H29V208ZM79 207H81V206H79ZM96 207H97V205H96ZM98 207L100 208V206H98ZM23 208H24V210H23ZM36 209H37L36 211H38V209H39L37 205H36ZM233 209H234V207H233ZM233 209H232V211H233ZM2 210H3V208H2ZM236 210H237V208H236ZM149 212L152 213L153 219H155L154 218L155 214H157V215H155L156 218L157 217L159 218V216H161L160 220L162 222L158 221V222H156V224L158 223L157 225L154 226V224H153L152 226L149 227V222H147L148 219L146 220V217L149 214ZM151 213L149 215H151ZM262 214H264V210H259L260 217H259L258 221L250 222V225H248V228L250 226V228H249L250 233L252 232L251 229L253 230V228H254L255 229V230H253L254 234L258 231L259 234L261 236H263V239H264V218L261 217ZM28 216H29V214H28ZM78 216H80V214ZM80 217H83V216H80ZM22 218L25 219V222H26V219L28 220L27 223L25 224V226L27 228V230L25 229L26 231L24 230L22 225H20V224L25 223V222L20 223V220H22ZM158 218H157V220H158ZM35 220H37V219H35ZM125 220L119 221V223L126 222ZM184 220H186V221H184ZM149 221H151V220H149ZM1 222L2 221H0V223ZM38 222H40V221L38 220ZM84 222H85V220H84ZM60 225H61V223H60ZM67 225L69 228H66V229H62L58 225H56V228H47L48 230H50L49 231L50 236L48 235L49 236L48 238L46 237V238L42 239V244H41V242H40V244L37 242V243H34L33 246H28L27 245L28 242H27L26 243L27 247H26L24 241L22 242V240H25V238H22L23 237L22 236L21 237L22 239H19V240L21 242V247H23V249L21 250V247H18L19 245L16 246V248L18 247L20 249V251H18V248H17V252H18V254H17L18 258L17 259H19V264L25 263V262L23 263L24 257H25L24 256L25 252L27 254L28 252L32 253V251L33 252L37 251L36 252V254L38 253L37 255H39L41 252V254L44 255V258H47V260H48L47 262L50 261V263H51V261H54V259H56L55 258L56 256L59 257L60 253L58 252V247H60V245L58 243L60 242L59 238L62 237V235L59 236L60 233L61 234L63 233V235L66 233L65 235L67 236V238H69L68 240H71L70 239L71 234L73 232H76L77 230H79L76 227L73 228V226H69V224H67ZM67 225H65V227ZM87 225L90 226L89 224H87ZM20 226L22 228H20ZM30 226H32V228ZM163 226H164V228H162ZM113 227H115V226H113ZM152 227H155V229L153 228V230H150V229H152ZM251 227H253V228H251ZM178 228H179V230L181 229L180 227H178ZM112 229L114 231L115 228H112ZM117 229H118L117 233L119 234V232H121L120 231L121 229H119V228H117ZM256 229H257V231H256ZM182 231L183 230L181 229L180 232L182 233ZM115 232H116V230L114 231V233ZM117 233H115V235ZM179 233H176V235ZM206 233L208 234L207 235L208 237L205 238V241H204V239L201 238L202 241L205 242V243H203V245L204 244L205 245L204 246L202 245L203 247H201L199 245H196L197 246L196 247L195 243L197 244V242H195V241H194V243L191 242L192 241L191 239L194 237V235H195V237H197L198 235L205 236ZM196 234H197V236H196ZM203 236H201V237H203ZM34 238H35V236L33 237V240H34ZM207 238H209V241ZM14 239L16 242L14 241ZM68 242H70V241H68ZM103 242H101V245L96 246V244H95L91 248L89 247L90 249L89 250L87 249L86 250L87 252L84 251V253L79 254L78 259L75 261L78 264H116V261L111 258V256H112L110 254L111 250L110 249L108 250V247H107L108 244H106L108 242H106V243H105V241H103ZM263 242H264V240H263ZM53 243L54 244L56 243L58 246L57 245L54 246ZM261 243L262 242L257 243V244H261ZM45 244H46V246H49L48 247L49 249H47V247L43 246ZM98 244H100V243L98 242ZM148 244H150V242H148ZM120 245H118L117 248L119 251H121L120 253L122 254L123 258H126V256H127L126 252L127 251L125 250L124 246H122V244H120ZM61 246H62V244H61ZM155 246H153V247H155ZM253 246L255 247L256 245L254 244ZM55 247H57V248H55ZM39 248L41 249L40 252H38L40 250ZM4 249H5V247H4ZM259 250H261V248ZM259 250H258V253L264 252V251H259ZM15 251H13V252H15ZM41 254H40V256H41ZM125 254H126V256H125ZM14 255H16V253ZM28 255L30 256L33 254H27V256ZM43 255H42V257H43ZM233 255L235 256L236 253H233ZM35 257H37V256L33 255V258H34V260H33L32 256H30V258L32 259V261L29 262L30 264H32L33 261L35 262L37 260V258L35 260ZM28 260H29V258H27V260H25V261H28ZM43 261H42V264H44ZM36 263H37V261H36ZM241 263H243V262H241ZM46 264H49V263H46Z\"/></svg>",
  "mask_w": 264,
  "mask_h": 264
}]
</instances>
